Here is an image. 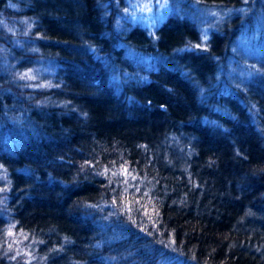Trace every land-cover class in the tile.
<instances>
[{"label": "trees", "instance_id": "obj_1", "mask_svg": "<svg viewBox=\"0 0 264 264\" xmlns=\"http://www.w3.org/2000/svg\"><path fill=\"white\" fill-rule=\"evenodd\" d=\"M125 1L0 0V264H264L261 12Z\"/></svg>", "mask_w": 264, "mask_h": 264}, {"label": "rangeland", "instance_id": "obj_2", "mask_svg": "<svg viewBox=\"0 0 264 264\" xmlns=\"http://www.w3.org/2000/svg\"><path fill=\"white\" fill-rule=\"evenodd\" d=\"M246 1L247 9L259 10L261 15L254 16V26L252 28L246 26V31L237 41L235 48L237 56L235 58L239 62L240 67L237 73L238 77H241V81L245 77L253 75L254 69L258 66V60L264 54V0ZM125 7L123 18L127 21H135L136 18L142 17L144 19L142 24L151 29L154 25L160 24L172 11L169 0H126ZM198 14L203 26V38L206 39L209 36L212 23L210 19L218 18L219 14L214 12L207 14L202 9L198 10Z\"/></svg>", "mask_w": 264, "mask_h": 264}, {"label": "snow or ice", "instance_id": "obj_3", "mask_svg": "<svg viewBox=\"0 0 264 264\" xmlns=\"http://www.w3.org/2000/svg\"><path fill=\"white\" fill-rule=\"evenodd\" d=\"M128 210L131 211V208H129Z\"/></svg>", "mask_w": 264, "mask_h": 264}]
</instances>
